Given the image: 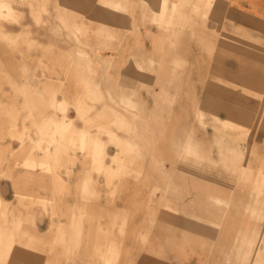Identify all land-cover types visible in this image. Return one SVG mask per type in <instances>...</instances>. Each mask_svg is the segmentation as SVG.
<instances>
[{
  "label": "crops",
  "instance_id": "crops-1",
  "mask_svg": "<svg viewBox=\"0 0 264 264\" xmlns=\"http://www.w3.org/2000/svg\"><path fill=\"white\" fill-rule=\"evenodd\" d=\"M207 1L16 0L19 23L2 25L8 35L29 34L36 45L32 61L34 64L43 61L36 76L40 80L41 76L48 77L41 80L38 91L33 93L49 98L56 90L55 98L68 104L66 115L77 129L88 127L96 136L105 130L102 137L98 136L105 149L101 154L93 149V156L106 176L88 174L90 170L84 172L82 165L74 168L78 178L70 186L64 180V187L69 186V197L81 198L80 203L75 201L76 205L80 204L81 217L71 220L73 208L67 195L63 198L65 208L57 210L67 217L65 227L70 223L80 230L81 248L85 247L88 258L96 252L97 258L102 254L105 259H114L113 264H251L237 261L235 244L249 242L248 236L253 237L260 228L254 240L264 239V224L250 219V212L243 214L250 202L251 211L256 210L258 215L262 211L245 191L243 179L249 172L241 175L234 172L242 168L245 157L252 169L262 167L263 149L246 142L221 140L220 132L212 126L204 128L196 121L199 111L222 120L232 115L237 118L240 112L250 116L243 122L235 119L246 130H264V124L257 127V114L249 108L243 92L255 86L248 84L249 79L263 84L260 65L240 64L233 71L232 64L223 65L220 59L213 65L218 68L219 80L214 78L215 74L212 79L206 77L207 66H211L206 56L213 44L209 35L216 28L202 25L195 7L199 9V3ZM209 1L214 4L211 11L214 19H221L224 11V20L234 27L260 33L264 38V0ZM62 20H67L70 28H64L60 24ZM81 30L95 34L90 36L87 47L78 45L75 39ZM197 35L195 42L193 36ZM68 36L72 37L71 44L63 40ZM79 49L89 53L94 69L90 80L80 73L76 62L74 51ZM234 49L245 58L243 46ZM42 50L48 55L47 60L41 59ZM8 55L9 42L3 40L0 64L11 61ZM13 61L21 66L19 55ZM253 76L257 78H250ZM22 78L18 73L12 80L18 88L25 82ZM6 80L0 77V83ZM202 82L207 84V92L202 93ZM234 86L241 90H234ZM7 94L0 93V115L4 116L0 136H7L13 130L5 118L9 112ZM214 96L220 97L219 103L209 102ZM84 118L91 120L89 126ZM17 127L21 129V124L17 123ZM49 130L50 160L92 164L93 160L87 156L92 152H73L69 139L59 140L60 130L53 118ZM108 130L113 132V137L106 134ZM188 143L193 154H187ZM249 147L253 149L252 156L247 155ZM19 148L21 142L8 137L0 143L1 154ZM39 155L23 159L20 166L29 171H44L48 164L40 163ZM117 162L124 168L122 171V168L117 170ZM7 169V164L0 166L1 173ZM255 169L252 175H258ZM24 174L16 173L14 179L18 184ZM14 184L0 175V208L6 207V212L12 206L9 201L12 195L25 194ZM215 199L230 201L232 205H222ZM165 203L175 212L165 209ZM49 209L50 206L46 207L42 218L34 213L41 228L46 225L50 229L53 223ZM248 250L244 247L246 259Z\"/></svg>",
  "mask_w": 264,
  "mask_h": 264
},
{
  "label": "rangeland",
  "instance_id": "rangeland-1",
  "mask_svg": "<svg viewBox=\"0 0 264 264\" xmlns=\"http://www.w3.org/2000/svg\"><path fill=\"white\" fill-rule=\"evenodd\" d=\"M16 4V0H5L0 3V42L3 40L9 42L8 56H10L11 59V61L7 60V62H2V64H0V77L7 79L5 83H0V93L2 91L8 92L7 95H9V98L7 100L9 101V112L5 118L8 120L10 129H13L10 130L7 136H0V143L8 137V140L13 139L21 142V148L18 150H4L2 154L0 153V166H2V164H7L8 167L7 171L4 173H1L0 171V175L2 174L4 178L6 177L10 179L15 183V188H18L19 186V188L23 189L25 194L18 193L15 197L12 195L9 198L12 206L7 212L5 209L6 207H4V210L0 208V264H113L115 261L114 259H105L102 254L101 258H97L96 252L91 253L92 258H88L86 256L87 252H85V247L81 248L80 230L73 227L70 223L65 227L64 224L66 222L64 218L67 217L57 213V210H60L59 208H65L63 198L66 197L69 191L68 188L72 185V181L75 178H78L79 174L73 172L76 168L79 166L81 167L82 165L84 172L90 170V172H87L88 174L93 173L99 176H106V172L102 171L99 164H96L93 156V149L94 151L98 150L99 154L103 153V150L105 149L106 145L100 143L98 138V136L102 137V135L105 134V130H100L96 136L90 132L88 127L81 130L77 129L74 122L71 123L73 120L66 115L68 104L55 98L57 94L56 90L49 94V98H44L42 95L40 96L33 93V90L38 91V86L41 85V80L48 77L41 76L40 80L39 77L36 76L41 65H43V61L41 60H38L35 64L34 61H32V54L36 45L31 41L29 34L12 36L6 33L5 28H2L4 22L11 25L19 23L20 16L18 19L8 20L4 17L3 12L4 6L6 5L11 6L16 10ZM199 4V9L195 7V9H197L196 12L200 14L198 21L202 22V25L206 27L208 25H213L214 28H216L209 35H212L213 44L211 50L206 56L208 64H211L210 67L209 65L207 66L209 72L205 73L206 77L212 79L215 74L216 76L214 78L218 77L217 79L219 80L220 74L218 68H215V66L213 67V65L220 59L223 65L225 62L232 64L231 70L233 71H236L240 64H248L249 66L260 65L262 69L261 72L264 74V38L262 37V34L252 33L234 27L233 24L224 20V11L222 12L221 19H214L211 16V11L214 7L212 1L208 0L207 2H200ZM45 24L48 25V23ZM60 24L66 29L70 28V24L68 25L67 20L60 21ZM208 34L207 31V35ZM90 36H95V34L84 33V31L81 30L77 31L75 39L78 42V45L87 47L91 43ZM60 37L64 38V36ZM193 37L195 38V42L199 38L198 35ZM228 37L230 40H228ZM63 40L70 44L72 43L71 36H68ZM224 44L227 45V49H225L226 45L224 46ZM241 46L245 49V58L244 55H240V51L235 52L234 48L240 49ZM232 47L234 50L229 51ZM17 55H19L22 60L20 67L16 65V61H13V59H16ZM74 55L80 68V73L83 76H87L90 80L91 75L94 73V69L89 58V53L86 50L79 49L74 51ZM74 55L72 56L73 58ZM47 58L48 55L42 50L41 59L47 60ZM68 70L69 67L66 70L67 74ZM18 73L21 78L23 77L22 79L25 80L24 84L20 83V88H18L16 82L12 81L17 78ZM62 73L64 74L65 72L62 71ZM252 73L255 74L254 72ZM263 74L262 76L264 77ZM33 75H35V77ZM250 78L257 77L253 76ZM203 82L200 86L202 93L207 92V84H203ZM248 84L255 86L250 87L248 90L243 89V92L248 99L249 108L254 110V115L257 114L258 121L256 122H259L257 127H260V125L264 124V111L262 110V108H264V82L262 84L261 82L251 81L249 79ZM189 88L191 89L192 87L189 86ZM233 88L234 90H241L240 87L234 86ZM47 91H49V88H47ZM202 102L204 101L202 100ZM209 102L219 103L220 97H211ZM236 109L239 110L240 108L236 107ZM51 110L54 113L52 116ZM57 110L58 112H56ZM2 117L4 116L0 115V122L2 121ZM51 117L54 119L57 128L60 130L59 140L65 141V138L69 139L73 147V149L71 148L73 152L79 150H88L89 152H92V154H87L88 158L93 160L92 164L86 162L82 164L79 160L67 162L64 161V159L55 162L47 157V139L51 135L49 130L52 124ZM229 117L230 118L227 120H222L217 115L208 116L202 111H199L197 113L196 121H198L204 128L212 126L214 130L220 132L218 135L221 134L219 135L221 140L225 141V139H231V141L238 144L246 142L250 144L249 146L257 147L258 149L261 148V150L263 149L264 153V137H261L264 135V130L255 131V129L249 130V128L246 130L244 126H241L237 120H235L237 118L240 122H243L242 120H249V114H240L239 112L237 118L233 115ZM84 121L87 126L90 125V119L84 118ZM17 123L21 124V129L17 127ZM41 126H45V129ZM106 134L113 137V132L109 130ZM190 145V143L187 145V154H193ZM77 146L79 149H75ZM252 151L253 149L249 147L247 155L249 154L248 156H252ZM36 154L41 155H39V159L41 160L40 163L48 164V166H43L44 171L41 169L40 171H29L26 167L20 166V161L22 162L23 159L26 158L34 159V155ZM195 154H197V152ZM4 158L9 159L4 160ZM253 163L256 165L255 162ZM116 165L117 170L119 168H122L121 171L124 169L120 166L119 162H117ZM90 166L91 169L89 168ZM254 169L255 166L252 169L248 157H245V162L242 168L235 169L234 172L237 175L249 172L243 179L244 182H246V185L244 186L245 191H248L250 200H252L254 204H258L259 208H262V211L259 212L258 215L256 210L251 211L252 202H250L248 206L250 211L247 208L243 214L250 212V219L253 218L254 220H258L259 224H264V164L262 167L259 166L258 170L257 168L255 169L258 171V175L255 173L252 175L251 171ZM17 172H25L23 176L24 179L20 180L19 184L17 183V179H14ZM38 175L41 178H38ZM80 177L81 175L79 178ZM64 180H68L69 182V186H66V188L64 187V184L66 183ZM67 196V200H71V208H73V217L71 220L76 219V217L80 218V204L76 205L75 201L80 203L81 198H78L79 195H73L74 199L69 197V195ZM216 202H222L221 204H226V206L232 205V202H227L226 200L217 199ZM49 206V210H51V213L49 214L53 217V223L50 229H47L46 225L41 228L36 222V217L34 218V213L38 218H42L46 213V207ZM233 206H236L235 202L233 203ZM164 208H167L170 212H175L170 209V206L167 203H165ZM76 213L78 216H76ZM71 220L69 221L71 222ZM235 228L236 227H234V229ZM36 229H38L40 233H38ZM259 231H256L253 237L248 236L250 239L249 242H238L235 244L236 251L238 252L237 261L239 263H242V261H250L251 264H264V239L255 242L256 238H258L257 235H259ZM85 241L87 242V237L85 238ZM86 244L87 243H85V245ZM244 247L249 248V256L247 259L244 258ZM88 249H91V247L89 246ZM107 251L108 245L105 248V252ZM84 255L85 257H83Z\"/></svg>",
  "mask_w": 264,
  "mask_h": 264
},
{
  "label": "bare ground",
  "instance_id": "bare-ground-1",
  "mask_svg": "<svg viewBox=\"0 0 264 264\" xmlns=\"http://www.w3.org/2000/svg\"><path fill=\"white\" fill-rule=\"evenodd\" d=\"M3 12H4V17L8 20L18 19V17L20 16V13L17 10H15L14 8L8 5L4 6ZM56 112H58V110Z\"/></svg>",
  "mask_w": 264,
  "mask_h": 264
}]
</instances>
